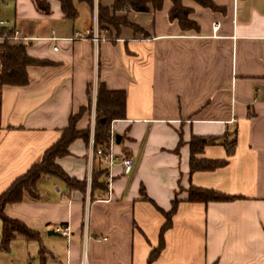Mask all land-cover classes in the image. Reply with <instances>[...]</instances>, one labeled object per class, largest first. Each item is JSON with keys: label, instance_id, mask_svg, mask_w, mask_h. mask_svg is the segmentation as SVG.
Instances as JSON below:
<instances>
[{"label": "crops", "instance_id": "1", "mask_svg": "<svg viewBox=\"0 0 264 264\" xmlns=\"http://www.w3.org/2000/svg\"><path fill=\"white\" fill-rule=\"evenodd\" d=\"M98 1L112 4L94 0L91 12L76 0L78 15L69 20L57 0H48V13L33 0H0V30L30 37L26 53L48 61L26 67V85L0 87V194L58 140L98 81L125 92V118L112 121L110 131L121 136L116 153L132 157L135 168L126 176L115 165L110 189L105 176L104 189L91 190L90 137L75 139L56 163L85 180L84 189L43 176L36 198L24 191L20 201L7 203L4 214L37 231L38 239L16 235L0 249V264H14L22 248L29 264H78L83 245L90 264H264V0H212L217 10L181 0L197 31L171 20V2L163 0L159 10L127 12L140 30L97 28L95 42ZM92 115L83 112L76 129L90 127ZM225 133L235 139L233 155L212 144L202 157L228 162L190 174L191 136ZM190 185L236 198L191 202ZM175 193L163 246L148 262L165 222L160 210L170 209ZM1 227L0 220V233ZM60 227H68V237Z\"/></svg>", "mask_w": 264, "mask_h": 264}, {"label": "trees", "instance_id": "2", "mask_svg": "<svg viewBox=\"0 0 264 264\" xmlns=\"http://www.w3.org/2000/svg\"><path fill=\"white\" fill-rule=\"evenodd\" d=\"M36 8L43 12H49L48 0H33ZM60 10L65 19L74 20L78 11L74 5L76 0H57ZM86 5L92 12L94 9V0H77ZM202 7L211 10H217L218 7L212 0H194ZM171 8L168 16L171 20H176L182 30H198L197 24L189 18L190 9L183 6L181 0H170ZM163 0H112L110 6H104L99 1L97 3L96 17L98 30L119 32L121 26H129L140 30L137 26L130 23L127 19V12H145L149 9L159 10L162 7ZM10 30H0V35H9ZM48 61L38 60L30 57L26 53V42L11 41L3 39L0 41V87L3 85L23 86L28 83L26 67L29 65H45ZM91 86V85H90ZM88 87L87 104L83 106L78 113L70 115L68 125L62 129L58 140L47 148L41 159L32 164L22 176L16 178L11 185L0 194V220L2 222L0 233V249L7 250L9 242L16 236L21 235L26 239H38V232L25 226L20 221L6 216L3 212L7 203L18 202L22 194L26 191L32 198L38 196L36 185L43 176H54L66 184L68 188L83 190L85 180L79 181L69 176L57 163L56 158L68 154L69 145L77 138L89 141V131L77 130L76 122L83 112L90 109L91 90ZM126 95L122 90H108L103 82L96 84L94 126H93V161L94 165L91 171V190L104 189L106 176V166L95 154V150L107 142L110 135L111 122L125 118ZM227 133L223 136H195L192 135L189 140V172L211 171L224 166L228 162V157L233 155L235 139L227 140ZM182 143L181 134H179L178 146ZM221 144L226 151L227 158L224 159H206L202 157V152L206 145ZM187 200L191 202H209V201H230L236 198L211 188L196 187L190 185L187 191ZM140 195L148 199L143 188L140 189ZM177 193L171 201V207L168 211H162L165 222L160 230V243L158 248L153 249L148 262L153 260L160 248L163 246V232L171 225L172 215L177 209ZM40 251H42L40 249Z\"/></svg>", "mask_w": 264, "mask_h": 264}, {"label": "built area", "instance_id": "3", "mask_svg": "<svg viewBox=\"0 0 264 264\" xmlns=\"http://www.w3.org/2000/svg\"><path fill=\"white\" fill-rule=\"evenodd\" d=\"M3 23H4V21H0V24H3ZM218 27H219L218 21H214L212 23L213 31H216L218 29ZM51 33H53L52 30H51ZM36 38H40V37H36ZM3 39H7V40H11V41L26 42V41H29L31 38L21 35L19 33V31H17V30H13L12 33L9 35H0V41ZM47 39L55 40L57 38L51 36ZM99 39H100V37L97 34V27L95 25V33L93 36V40L95 42H97ZM54 49H57V47L54 46ZM93 125H94V115H92L91 136H90V144H89V155L91 158L93 157V154H94L93 142H92ZM115 147H116L115 136L110 131V135H109L107 142L95 150V154L100 158V160L106 166V176H107L108 187H109L108 189H110L112 171H113V168L115 167V165H120L121 173L123 175H126V176H128L132 173V171L136 165V162L134 161V159L132 157L126 156V155H120V154L116 153ZM57 231L66 237H68V235H69L68 227H60L59 229H57ZM78 264H90L88 261L85 245H83V247H82L81 256H80Z\"/></svg>", "mask_w": 264, "mask_h": 264}, {"label": "rangeland", "instance_id": "4", "mask_svg": "<svg viewBox=\"0 0 264 264\" xmlns=\"http://www.w3.org/2000/svg\"><path fill=\"white\" fill-rule=\"evenodd\" d=\"M94 86H96V85H94ZM93 86V88H92V85L90 86V90H91V92H93V96H94V99H95V94H96V87H94ZM94 109H95V102H94V104H93V106H91L90 107V109H89V112H90V110H92V112H93V115H94ZM94 126V125H93ZM88 129V131H89V137L91 136V126L90 127H88L87 128ZM92 140H93V136H92ZM19 240L18 241H22L21 239L22 238H18ZM19 243V245H25V244H23V242H18ZM22 243V244H21ZM31 243H34V242H31ZM18 245V244H17ZM2 251H6V250H2ZM1 251V252H2ZM27 254H26V252L24 251V248H22V250H21V255H19L18 256V253H17V255H16V258H15V263L14 264H29L27 261H29V260H27V256H26ZM6 259H7V261L8 260H10V258H12V256L9 254V252L7 251L6 253H5V256H4ZM36 263V261L35 260H32V264H35Z\"/></svg>", "mask_w": 264, "mask_h": 264}, {"label": "water", "instance_id": "5", "mask_svg": "<svg viewBox=\"0 0 264 264\" xmlns=\"http://www.w3.org/2000/svg\"><path fill=\"white\" fill-rule=\"evenodd\" d=\"M120 140H121V136L118 135V134H116L115 135V142H116V144H119L120 143ZM47 233L48 234H56V232L54 230H49Z\"/></svg>", "mask_w": 264, "mask_h": 264}]
</instances>
